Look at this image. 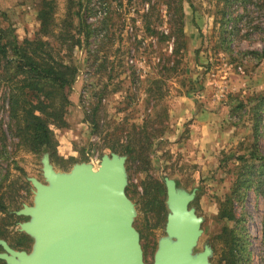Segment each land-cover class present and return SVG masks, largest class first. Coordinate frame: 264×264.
<instances>
[{
	"label": "rangeland",
	"instance_id": "obj_1",
	"mask_svg": "<svg viewBox=\"0 0 264 264\" xmlns=\"http://www.w3.org/2000/svg\"><path fill=\"white\" fill-rule=\"evenodd\" d=\"M53 1L59 24L66 0ZM99 2L120 10L116 0H74L82 4L81 15L96 32L72 53L77 72L65 126L51 127L54 170L67 173L81 163L98 168L103 155L115 153L108 148L114 141L125 145L138 133H153L146 169L138 161L125 163V193L135 210L132 225L140 236L143 261L152 263L158 240L165 236L163 178L168 177L196 192L189 207L202 218V232L194 253L207 244L210 264H228L223 230L234 229L243 246L238 264H264V198L252 186L238 196L234 184L247 162L239 158L249 160L253 152L250 164L264 162V0L184 4L185 50L177 58L171 56L172 40L145 31L137 14L146 11L148 2L122 0L121 14L109 23L113 27L107 36L97 28L112 14L105 17ZM41 4L42 0H0V13L7 18L0 19V28L11 27L19 42L38 36L56 47L52 37L37 35ZM166 28L159 30L165 35ZM164 66L175 67L169 79L160 71ZM101 91V128L91 133L85 112ZM0 124V239L29 253L33 240L18 226L28 218L14 212L32 205L33 188L27 178L43 182V154L16 146L1 91ZM221 204L232 211L233 220L220 219Z\"/></svg>",
	"mask_w": 264,
	"mask_h": 264
},
{
	"label": "water",
	"instance_id": "obj_2",
	"mask_svg": "<svg viewBox=\"0 0 264 264\" xmlns=\"http://www.w3.org/2000/svg\"><path fill=\"white\" fill-rule=\"evenodd\" d=\"M126 156L111 153L98 168L75 164L67 173L54 170L48 153L41 156L43 182L27 178L32 205L14 214L28 218L19 232L33 240L31 251H16L0 239L4 264H146L140 236L132 223L133 204L126 196ZM168 211L165 236L151 264H210L212 250L204 245L194 253L202 218L189 207L196 196L163 178Z\"/></svg>",
	"mask_w": 264,
	"mask_h": 264
},
{
	"label": "trees",
	"instance_id": "obj_3",
	"mask_svg": "<svg viewBox=\"0 0 264 264\" xmlns=\"http://www.w3.org/2000/svg\"><path fill=\"white\" fill-rule=\"evenodd\" d=\"M116 1H119L120 10L118 11L101 2L98 3L105 17L108 14L113 16L104 18L101 27L97 28L98 32H103L106 36L113 27V23H109L115 19V15L119 17L121 14L122 0ZM140 1L148 2L146 11L137 14L144 23L145 31L150 35H159L162 40H172L171 56L179 57V54L185 50L183 6L188 4L193 7L191 0H154L153 3L152 0ZM81 8V3L75 4L74 0H66L64 18L56 24L55 2L42 0L37 12L40 26L37 35L52 37L58 44L56 47H53L49 40L43 41L38 36L32 41L19 42L11 27L0 28V91L2 99L7 104L8 130L17 140L16 146L32 154L48 153L50 160L55 146L51 127L65 126L64 117L69 105L68 96L77 72L71 59L73 50L80 48L91 33L96 32V29H92L91 25L85 22L81 15ZM0 19L6 21V15L0 13ZM162 26L167 27L165 35L159 30ZM60 46H63L65 50H61ZM63 58L68 59L67 63L63 62ZM173 65L176 66L177 62L175 61ZM160 71H163L169 79L175 67L164 66ZM96 97L95 104L87 110L88 112H85V121L90 123L91 133H98L101 128L102 91ZM142 134L138 133L125 145L114 141L108 148L112 152L126 156V162L133 160L142 163V170H145L148 164L147 152L150 151L155 135ZM248 159L239 158L247 162L236 175L234 184L239 191L237 195L244 194L252 186L264 198V162L259 166L250 164L253 152L249 154ZM176 185L178 186L177 183ZM226 210L221 204L220 219L233 220L232 211ZM223 231L227 233L229 243L228 264H238L243 250L241 240L234 229Z\"/></svg>",
	"mask_w": 264,
	"mask_h": 264
},
{
	"label": "flooded vegetation",
	"instance_id": "obj_4",
	"mask_svg": "<svg viewBox=\"0 0 264 264\" xmlns=\"http://www.w3.org/2000/svg\"><path fill=\"white\" fill-rule=\"evenodd\" d=\"M15 213V212H14ZM15 215V214H14ZM28 220V219H27ZM8 244V243H7ZM9 246V245H8ZM11 249H13L11 246H9ZM13 250H15V249H13ZM0 252H2V250L0 251ZM26 252V251H25Z\"/></svg>",
	"mask_w": 264,
	"mask_h": 264
},
{
	"label": "bare ground",
	"instance_id": "obj_5",
	"mask_svg": "<svg viewBox=\"0 0 264 264\" xmlns=\"http://www.w3.org/2000/svg\"><path fill=\"white\" fill-rule=\"evenodd\" d=\"M94 170H96V168H94Z\"/></svg>",
	"mask_w": 264,
	"mask_h": 264
},
{
	"label": "crops",
	"instance_id": "obj_6",
	"mask_svg": "<svg viewBox=\"0 0 264 264\" xmlns=\"http://www.w3.org/2000/svg\"><path fill=\"white\" fill-rule=\"evenodd\" d=\"M25 205V204H24Z\"/></svg>",
	"mask_w": 264,
	"mask_h": 264
}]
</instances>
